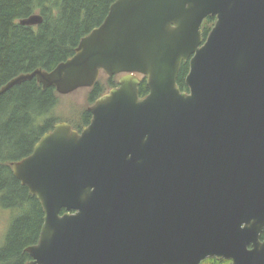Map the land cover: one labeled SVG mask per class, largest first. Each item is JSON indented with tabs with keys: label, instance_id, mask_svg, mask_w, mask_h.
Listing matches in <instances>:
<instances>
[{
	"label": "water",
	"instance_id": "95a60500",
	"mask_svg": "<svg viewBox=\"0 0 264 264\" xmlns=\"http://www.w3.org/2000/svg\"><path fill=\"white\" fill-rule=\"evenodd\" d=\"M101 72L118 85L89 125L58 122L11 164L44 214L27 264H264V0H116L71 58L0 95L35 79L66 96Z\"/></svg>",
	"mask_w": 264,
	"mask_h": 264
},
{
	"label": "trees",
	"instance_id": "16d2710c",
	"mask_svg": "<svg viewBox=\"0 0 264 264\" xmlns=\"http://www.w3.org/2000/svg\"><path fill=\"white\" fill-rule=\"evenodd\" d=\"M116 0H0V88L13 78L40 69L53 70L71 58L80 40L100 26ZM39 14L43 22L37 27H23L19 21ZM215 18H206L201 26L206 39ZM189 64L181 65L177 86L187 92L185 78ZM109 90L116 87L108 77ZM104 88L97 81L90 89L88 103L102 95ZM139 94H148L145 79ZM59 95L53 87L46 90L35 79L26 81L0 95V205L16 216L0 247V264H27L25 249L36 245L43 225V210L36 197L21 185L11 164L28 157L39 139L56 124L49 114L58 104ZM92 115L88 108L80 114L73 130L89 125Z\"/></svg>",
	"mask_w": 264,
	"mask_h": 264
},
{
	"label": "rangeland",
	"instance_id": "374dc122",
	"mask_svg": "<svg viewBox=\"0 0 264 264\" xmlns=\"http://www.w3.org/2000/svg\"><path fill=\"white\" fill-rule=\"evenodd\" d=\"M107 79L108 76L104 73H101L98 78V82L104 88L105 93L109 91ZM89 93L90 89H80L72 94L59 96L58 104L49 114V117L53 118L56 123L66 122L77 126L80 114L92 106L88 103ZM15 216L13 212L3 209L0 205V247L5 243L8 230Z\"/></svg>",
	"mask_w": 264,
	"mask_h": 264
},
{
	"label": "flooded vegetation",
	"instance_id": "af4514ba",
	"mask_svg": "<svg viewBox=\"0 0 264 264\" xmlns=\"http://www.w3.org/2000/svg\"><path fill=\"white\" fill-rule=\"evenodd\" d=\"M101 73H103V72H101ZM114 78H116V81H118L119 77L117 76V77H114ZM258 241H259V243L261 245H264V227H263L262 231L259 234ZM247 250L248 251L253 250L252 244L247 246ZM199 264H233V261L229 260V259H224V258H220L219 259L217 257H209V258H206L205 260L201 261Z\"/></svg>",
	"mask_w": 264,
	"mask_h": 264
}]
</instances>
